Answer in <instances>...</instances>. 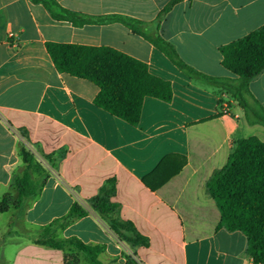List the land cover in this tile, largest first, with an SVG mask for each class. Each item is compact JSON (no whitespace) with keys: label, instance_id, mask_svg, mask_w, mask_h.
I'll return each mask as SVG.
<instances>
[{"label":"crops","instance_id":"obj_1","mask_svg":"<svg viewBox=\"0 0 264 264\" xmlns=\"http://www.w3.org/2000/svg\"><path fill=\"white\" fill-rule=\"evenodd\" d=\"M171 1L58 3L92 18L138 21L139 30L162 37L196 71L234 79L222 65L221 48L264 26V0H180L158 21ZM48 43L124 53L170 82L173 99L145 98L140 123L133 127L95 106L96 85L58 72ZM249 89L264 109V72ZM251 137L264 142V127L249 125L229 95L188 79L122 24L75 27L53 20L29 0H0V203L8 197L11 204L9 212L0 214V222L5 221L0 236L27 237L12 243L10 264H64L65 251L39 245L36 237L74 203L88 215L56 230L55 236L104 247L99 256L104 264H125L127 256L141 264H252L247 237L218 228L221 215L206 192L235 143ZM24 149L43 161L47 174L40 195L17 209L13 181L24 173ZM53 154L62 156L56 169L42 158ZM165 159L167 171L181 170L153 192L143 179ZM109 179L116 180L112 201L120 205L121 220L131 222L149 240L148 247L132 249L119 241L90 209L89 200Z\"/></svg>","mask_w":264,"mask_h":264},{"label":"trees","instance_id":"obj_2","mask_svg":"<svg viewBox=\"0 0 264 264\" xmlns=\"http://www.w3.org/2000/svg\"><path fill=\"white\" fill-rule=\"evenodd\" d=\"M42 6L58 22H69L75 27L87 24L120 23L133 33L143 37L160 51L188 79L229 95L237 103L247 123L264 127V109L253 97L249 85L264 72V26L248 36L223 48L222 65L234 79L215 78L188 66L175 48L159 35L148 36L139 30L142 23L122 16L92 18L63 8L58 0H29ZM173 0L158 16L161 21L179 2ZM47 52L58 72L87 80L99 88L95 106L136 127L141 120L145 98L151 97L170 103L173 99L171 83L150 73L144 62L138 61L115 49L86 47L73 44L48 43ZM61 155H42L53 169ZM166 159L143 179V184L155 192L180 170L167 171ZM24 173L13 181L17 193L14 208H21L27 199L40 195L47 171L29 151H22ZM185 164V158H183ZM182 164V165H183ZM181 165V166H182ZM37 175L38 180L34 179ZM42 179V180H41ZM207 194L215 201L221 218L218 228L229 232H242L247 237V252L252 264H264V142L256 137L241 139L234 145L227 164L215 172L206 185ZM116 195V180L109 179L89 200L92 211L109 226L119 241L132 249L148 247L150 242L138 233L131 222L120 218V205L112 200ZM10 199L0 203V214L10 210ZM88 215L86 208L74 203L69 213L43 228L36 243L65 251L64 264H104L99 260L104 247L84 244L76 238L59 239L58 229H64L75 220ZM125 264H141L127 256Z\"/></svg>","mask_w":264,"mask_h":264},{"label":"rangeland","instance_id":"obj_3","mask_svg":"<svg viewBox=\"0 0 264 264\" xmlns=\"http://www.w3.org/2000/svg\"><path fill=\"white\" fill-rule=\"evenodd\" d=\"M203 85V84H202ZM43 164V161H41ZM42 180V179H41ZM5 222V221H4ZM4 222H0V225L2 228L4 227ZM9 222V221H6ZM2 223V224H1ZM16 227H12V231H14ZM11 231V232H12ZM27 238L25 235L23 236H17L13 233L11 234H5L4 236H0V264H10L11 254H12V243L15 240H25Z\"/></svg>","mask_w":264,"mask_h":264}]
</instances>
